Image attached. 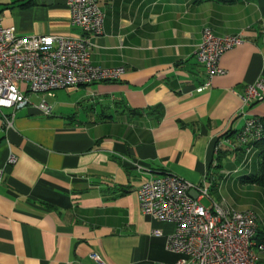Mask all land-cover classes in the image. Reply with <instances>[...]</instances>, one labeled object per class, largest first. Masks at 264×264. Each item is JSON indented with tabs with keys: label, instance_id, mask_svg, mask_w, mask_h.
Here are the masks:
<instances>
[{
	"label": "crops",
	"instance_id": "1",
	"mask_svg": "<svg viewBox=\"0 0 264 264\" xmlns=\"http://www.w3.org/2000/svg\"><path fill=\"white\" fill-rule=\"evenodd\" d=\"M229 1V2H228ZM102 33L91 39V61L123 67L116 82L58 89L0 119V264H173L163 237L173 225L141 213L145 179L170 174L190 183L208 176L217 205L235 199L258 218L264 241V192L243 180L258 171L255 148L245 157L235 137L250 118L264 119V99L243 106L245 87L264 81V0H99ZM4 27L21 37H85L72 26L66 0H0ZM204 29L241 34L226 52L210 88L195 58ZM10 116L11 110H3ZM217 149V151H215ZM10 155L15 164H8ZM229 189V196L222 191ZM264 229V228H263ZM264 264V252L258 253Z\"/></svg>",
	"mask_w": 264,
	"mask_h": 264
},
{
	"label": "built area",
	"instance_id": "2",
	"mask_svg": "<svg viewBox=\"0 0 264 264\" xmlns=\"http://www.w3.org/2000/svg\"><path fill=\"white\" fill-rule=\"evenodd\" d=\"M98 1L66 0L71 24L83 32L82 38L21 37L13 28L4 27L0 18V119L5 129L13 127L14 113L30 104L29 94L42 96L37 109L49 115L46 98L53 97L54 91L116 82L124 75L123 67H100L91 61V39L99 36L103 27ZM243 41L241 34L218 37L209 29L202 31L195 58L203 68L205 82L197 93L210 88L214 77L225 74L220 66L223 55ZM240 99L243 106L262 101L264 81L247 85ZM5 109L12 111L9 117L4 115ZM262 139L264 119L256 117L245 121L235 143L244 148L247 157ZM16 161L15 156H9L8 164ZM132 166L145 177L137 191L141 213L174 227L167 235L160 230L152 232L165 239L168 252L178 256L173 264H258L257 255L264 252V241L256 240V215L213 202L203 205L201 201L210 198L207 175L198 183H190L170 174L153 175L136 163ZM90 258L106 264L96 254Z\"/></svg>",
	"mask_w": 264,
	"mask_h": 264
},
{
	"label": "trees",
	"instance_id": "3",
	"mask_svg": "<svg viewBox=\"0 0 264 264\" xmlns=\"http://www.w3.org/2000/svg\"><path fill=\"white\" fill-rule=\"evenodd\" d=\"M255 148L257 149L259 155L258 171L255 175L244 179L243 182L256 185L264 192V139L258 141L255 144Z\"/></svg>",
	"mask_w": 264,
	"mask_h": 264
},
{
	"label": "rangeland",
	"instance_id": "4",
	"mask_svg": "<svg viewBox=\"0 0 264 264\" xmlns=\"http://www.w3.org/2000/svg\"><path fill=\"white\" fill-rule=\"evenodd\" d=\"M227 189V188H226ZM229 189H227V191H225V193H224V191H222V194H224V195H227V196H229ZM219 194L216 192V193H211V198H212V200L214 201L213 203H215V204H217V196H218ZM231 195V194H230ZM203 204H205V205H207V203L205 202V201H203ZM232 204L233 205H231L232 207H230V208H232V209H235V210H237V211H251V212H253L255 215H256V217L258 218V216H257V214H256V212L255 211H253V210H251L250 209V207L249 206H247L248 208H246L245 210H238L237 209V206H239V205H241V204H243L242 206H246L247 205V203H244V202H242L241 200H239L238 198L237 199H235V203L234 202H232ZM264 212V211H263ZM264 217V216H263ZM264 228V221H263V227H261L260 226V229L261 230H264L263 229Z\"/></svg>",
	"mask_w": 264,
	"mask_h": 264
}]
</instances>
